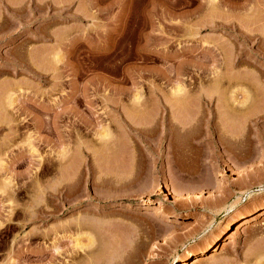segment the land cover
<instances>
[{
    "label": "rangeland",
    "instance_id": "374dc122",
    "mask_svg": "<svg viewBox=\"0 0 264 264\" xmlns=\"http://www.w3.org/2000/svg\"><path fill=\"white\" fill-rule=\"evenodd\" d=\"M262 155L264 0H0V264H264Z\"/></svg>",
    "mask_w": 264,
    "mask_h": 264
},
{
    "label": "bare ground",
    "instance_id": "6f19581e",
    "mask_svg": "<svg viewBox=\"0 0 264 264\" xmlns=\"http://www.w3.org/2000/svg\"><path fill=\"white\" fill-rule=\"evenodd\" d=\"M247 36V35H246ZM248 37H250V36H248ZM178 94H180V93H182V89L179 87L178 89H177V91H176ZM212 115V114H211ZM184 123V122H183ZM187 123V122H186ZM185 123V124H186ZM196 124V123H195ZM186 126V125H185ZM195 125H192V127H194ZM199 125H198V123H197V127H198ZM196 127V126H195ZM186 128V127H185ZM191 128V127H190ZM194 129H196V128H194ZM184 130H186V129H184ZM211 134H215V135H217L218 136V133H216V131L217 130H215V129H213L212 127H210L209 128V130H208ZM220 132V131H219ZM223 132V131H222ZM209 133V134H210ZM227 134L228 133H230V135H231V137H229V138H235L236 137V135L234 134V133H232V132H226ZM222 133L220 132L219 133V137L221 138V141L223 140V138L225 139V137H227L228 135L226 134H222ZM219 138V139H220ZM218 141H220V140H218ZM263 155L260 157V159L259 160H261V158L263 159ZM258 160V161H259ZM226 165H228V163L226 164ZM228 168H229V165H228ZM231 168H229V170H230ZM232 171V170H231ZM250 171H252V170H250ZM250 171H248V170H245V172H250ZM230 172V171H229ZM10 185V184H9ZM251 186V185H250ZM160 187V186H159ZM164 187V186H163ZM260 188V189H259ZM259 191H263L264 190V187L263 186H259ZM160 189V188H159ZM249 189V188H248ZM9 191H10V189H9ZM211 191V190H210ZM214 191V190H213ZM11 192V191H10ZM256 191L255 190H253V187L251 186V188L246 192V194H247V196L250 198V197H253V196H255L256 195V193H255ZM9 194H11V193H9ZM12 195V194H11ZM10 195V196H11ZM9 196V195H8ZM9 196V197H10ZM200 200V199H199ZM194 202V201H193ZM193 202H191V203H193ZM194 203H196V202H194ZM237 204H238V202L236 201V203H233V204H231V205H228V207H227V209H226V211H230V210H232V209H234L236 206H237ZM192 205V204H191ZM198 206V205H197ZM193 208H195V207H193ZM197 208V207H196ZM262 214H264V207H260V208H258L256 211H254L250 216H248V217H244L242 220H241V222L239 223L240 224V228H239V230L242 228V227H244V226H247V225H249V224H251L252 222H254V221H257V219H258V217H260ZM239 224H238V226H239ZM201 230V229H200ZM238 230V229H237ZM237 232V231H236ZM239 232V231H238ZM237 232V233H238ZM231 233V232H230ZM233 233H235L234 231H233ZM232 233V234H233ZM236 233V234H237ZM229 235V234H228ZM233 235H231V237H232ZM228 237V236H227ZM223 238H224V234H220L219 236H218V238H217V242H215L213 245H211L208 249H206L205 250V252H203V254H201V255H199V256H197V257H195V258H193L192 260H190V261H188V262H186V261H183V263L182 264H210L211 262H213V260H215V258L216 257H219V256H217L219 253L220 254H222L223 252H220V248H221V246H223V243H221V241L223 240ZM53 239V238H52ZM56 240V239H55ZM54 242V241H53ZM78 242V241H77ZM54 244V243H53ZM90 244V243H89ZM89 244H87L86 246L88 247V248H91L94 244H92L91 243V245L89 246ZM77 246L79 247V249L80 250H84V248H85V246H83L80 242H79V244H77ZM226 247H227V245H225ZM224 246V247H225ZM56 247V246H55ZM54 247V249H55V251H56V248ZM87 247H86V249H87ZM49 248V247H48ZM78 249V248H77ZM85 249V250H86ZM226 249V248H225ZM224 249V250H225ZM57 250H59L58 248H57ZM223 250V249H222ZM53 251V250H52ZM219 251V253L217 254V252ZM50 252V251H49ZM57 252V251H56ZM55 252V253H56ZM77 252V251H76ZM85 252V251H84ZM58 253H59V251H58ZM50 254H52V253H50ZM57 254V253H56ZM88 254V253H87ZM217 254V255H216ZM219 254V255H220ZM63 255V254H62ZM52 256V255H51ZM53 256H54V253H53ZM56 256V255H55ZM57 256H58V254H57ZM60 256V255H59ZM72 256H74V255H72ZM76 257V256H75ZM56 258V257H55ZM79 258V257H78ZM70 259V258H69ZM74 259V258H73ZM52 260H54V259H52ZM75 260H76V258H75ZM57 262V261H56ZM72 262V261H71ZM83 262H86V261H84L83 260ZM55 263V262H54ZM59 263V262H58ZM87 263V262H86ZM66 264H68V263H66ZM89 264H91V261L89 262Z\"/></svg>",
    "mask_w": 264,
    "mask_h": 264
}]
</instances>
